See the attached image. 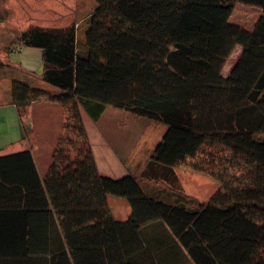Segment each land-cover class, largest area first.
Here are the masks:
<instances>
[{"label":"trees","instance_id":"obj_1","mask_svg":"<svg viewBox=\"0 0 264 264\" xmlns=\"http://www.w3.org/2000/svg\"><path fill=\"white\" fill-rule=\"evenodd\" d=\"M93 1L82 28L19 36L42 51L40 79L0 60L14 104L64 109L44 180L31 151L0 157V220L23 224L7 245L0 235V264H161L169 247L192 264H264V0ZM236 5L263 12L253 29L230 23ZM109 107L167 126L139 177L98 170L82 113L98 122ZM188 160L222 186L211 201L185 193ZM108 196L127 200V220ZM37 215L55 223L51 241Z\"/></svg>","mask_w":264,"mask_h":264},{"label":"crops","instance_id":"obj_2","mask_svg":"<svg viewBox=\"0 0 264 264\" xmlns=\"http://www.w3.org/2000/svg\"><path fill=\"white\" fill-rule=\"evenodd\" d=\"M58 2L59 0H2V4L0 2V60L4 64L16 67L25 73H35L39 79L41 78L43 69L42 51L22 47L14 43L31 26L47 29L70 26V23L63 24L61 20L56 18V13L59 11L63 12L67 7L64 2L59 6ZM42 6L47 7V16L39 11L38 7ZM32 7L36 8L37 14L32 12ZM51 12H54V14L51 15ZM57 21L60 23L59 25H52V23ZM0 81H8L9 83V86L4 88L0 85V95L4 98V100L0 101V111L8 109L13 114L12 118H0V125L7 126L0 131V140L2 142L0 144V157L18 154L26 150L31 151L38 174L44 180L52 162L54 149L62 132L64 109L58 103L50 101H39L26 108L17 106L12 102L11 90L13 82L10 75L6 72L0 73ZM46 85L44 86L49 87V85ZM40 87L42 88L41 81ZM53 91L57 92L56 89ZM105 113L98 122H94L96 129L92 132L88 130L87 124L84 121L100 174L112 179H120L125 176L139 177L150 161L156 145L153 143L152 146L148 145L146 153L149 155L146 154L148 158L143 163L140 172L138 167L143 161L137 162L138 148L141 147V144H139L140 138L144 135L140 134L136 136L130 143H126V140L120 137L117 143H114L111 140L112 135H108L106 129L109 125H114V120L117 117H109ZM45 141H51L52 143L45 144ZM177 173L185 193L198 199L201 203L211 201L222 191V186L206 175L203 176L200 173L185 170H178ZM187 176H190L194 180V183L188 182L185 179ZM191 183L193 184L192 186ZM111 212L113 215L112 209ZM131 214L132 209L130 214L126 215L125 218H123L124 214L120 215L122 217H113L116 220L125 221ZM34 217V232L47 235L51 241V237L55 236L56 232L55 223L51 221L50 217L44 215ZM22 228L23 224L21 225V222H18V220L15 221L12 218L0 220L2 243L7 245L8 235L15 232L18 236ZM5 247L3 245L4 249ZM163 252L165 256L161 264H192L189 260H185L184 254L179 252L175 247H169L163 250Z\"/></svg>","mask_w":264,"mask_h":264},{"label":"rangeland","instance_id":"obj_3","mask_svg":"<svg viewBox=\"0 0 264 264\" xmlns=\"http://www.w3.org/2000/svg\"><path fill=\"white\" fill-rule=\"evenodd\" d=\"M0 2L2 4V0H0ZM63 2L66 4L67 7L64 9L63 12H60V11L57 12L56 18L61 20V22L63 24H68V23H70L71 25L75 24L76 26H79V27L81 26V28L85 24L88 17L92 14V12L97 7L96 3L93 0H59L58 5L61 6ZM1 4H0V6H1ZM13 4H14V1H13ZM38 9L41 13H44L45 16L48 15V10H47L46 6L38 7ZM32 12L34 14L38 13L36 11L35 7L34 8L32 7ZM50 14L53 15L54 12H51ZM261 14H262V11H260L259 9L249 8V7H245L243 5H236L234 12L230 18V23L242 25L247 29H253L256 22L260 18ZM59 24L60 23H58V21L55 23H52V25H59ZM31 27H36V26H31ZM84 31H83V29H80V31L78 32V39H80L82 41L85 40V32ZM14 44H18V42H15ZM240 54H241V48L238 47V48H236V50L232 54L230 60L228 61L227 65L224 69V75L225 76L229 75L236 59L239 57ZM0 85L4 88V87H8L9 83H8V81H3V82L0 81ZM39 85H40V83H39ZM44 85H46V84H44L42 82V90L48 91V92H54L53 91V90H55L54 87H52V86L45 87ZM46 86H48V85H46ZM2 100H4V98L2 95H0V101H2ZM62 109H63V107H62ZM105 114H106V116H109V117H111V116L117 117L114 120V125L113 124L109 125L106 129L108 131L107 132L108 135L109 134L112 135L111 140H113L114 143H117V141L120 137H123L126 140V143H130L131 141H133L136 138V136H138L140 134L144 135L142 138H140L139 144H141V147L138 148V160H137V162H140V160L143 161L142 164L138 167V169L140 170L143 167V163H145L146 158H148L146 155V154H148V153H146V151L148 149V145L152 146L153 144H155L157 146V144L162 140L163 136L165 135V133L167 131V126L162 124V123L153 122V121L147 120L145 118L135 116L129 112L119 110V109H114L111 107H109L107 109ZM12 116H13L12 111H10L8 109L0 111V118H12ZM82 116L84 118L85 123L87 124L88 130L90 132L94 131L96 129V127H95L96 124L89 118V116L86 113L83 112ZM4 127H7V126H1L0 125V131ZM1 143L2 142L0 140V144ZM47 143L50 144L52 142L51 141L50 142L45 141V144H47ZM155 147H154V149H155ZM199 157H200L199 158L200 161L202 162V159L204 158V156L200 155ZM192 162H194V160L186 161V163L177 167V172H178V170L179 171H181V170L194 171L190 167ZM140 172H141V170H140ZM194 172H196V171H194ZM196 173H199V172H196ZM200 174H202V173H200ZM202 175L204 176V174H202ZM208 178H210V177H208ZM185 179H187L188 182L194 183V180L191 179L190 176H187V178H185ZM192 185L193 184L191 183V186ZM108 199H109V206L114 213L113 214L114 217H116V218L122 217L120 215L124 214L123 218H125L126 215L128 216L130 214L131 207L128 204V202L126 201V199L121 198V197H115V196H108Z\"/></svg>","mask_w":264,"mask_h":264}]
</instances>
